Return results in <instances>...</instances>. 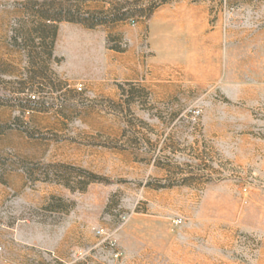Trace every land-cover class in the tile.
Listing matches in <instances>:
<instances>
[{
    "label": "rangeland",
    "instance_id": "obj_1",
    "mask_svg": "<svg viewBox=\"0 0 264 264\" xmlns=\"http://www.w3.org/2000/svg\"><path fill=\"white\" fill-rule=\"evenodd\" d=\"M174 1L0 0V264H264V0Z\"/></svg>",
    "mask_w": 264,
    "mask_h": 264
},
{
    "label": "crops",
    "instance_id": "obj_2",
    "mask_svg": "<svg viewBox=\"0 0 264 264\" xmlns=\"http://www.w3.org/2000/svg\"><path fill=\"white\" fill-rule=\"evenodd\" d=\"M170 5H173L175 13L170 18H165L163 13L166 8L164 6L169 8ZM155 19L165 26L171 27V32L180 38L176 48L178 46L179 50H187L188 45L191 46L193 59L190 62H185L182 59L180 62H175L174 65L204 68V0H175L172 3H166L162 5V10L156 14ZM185 39L189 41H185ZM9 263L15 264V261Z\"/></svg>",
    "mask_w": 264,
    "mask_h": 264
},
{
    "label": "trees",
    "instance_id": "obj_3",
    "mask_svg": "<svg viewBox=\"0 0 264 264\" xmlns=\"http://www.w3.org/2000/svg\"><path fill=\"white\" fill-rule=\"evenodd\" d=\"M69 20H71V21H77V22H80V23H87V22H85V20H83V19H75V18H69ZM87 25H89V26H92V25H94V23H92V22H90L89 24H87ZM58 182V181H57ZM58 183H60V182H58ZM63 183V182H62ZM86 183H83V185L82 186H79L78 187V189L80 190V191H82L83 189H84V185H85ZM63 185L64 186H66V187H70L67 183H63Z\"/></svg>",
    "mask_w": 264,
    "mask_h": 264
}]
</instances>
